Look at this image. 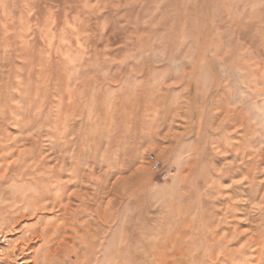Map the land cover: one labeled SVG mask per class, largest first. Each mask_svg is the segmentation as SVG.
Listing matches in <instances>:
<instances>
[{
  "label": "rangeland",
  "instance_id": "obj_1",
  "mask_svg": "<svg viewBox=\"0 0 264 264\" xmlns=\"http://www.w3.org/2000/svg\"><path fill=\"white\" fill-rule=\"evenodd\" d=\"M0 264H264V0H0Z\"/></svg>",
  "mask_w": 264,
  "mask_h": 264
},
{
  "label": "built area",
  "instance_id": "obj_2",
  "mask_svg": "<svg viewBox=\"0 0 264 264\" xmlns=\"http://www.w3.org/2000/svg\"><path fill=\"white\" fill-rule=\"evenodd\" d=\"M148 158L151 161L152 169L157 171L161 178H165L167 176V171L166 169H163L161 161L156 159L152 154H150Z\"/></svg>",
  "mask_w": 264,
  "mask_h": 264
}]
</instances>
